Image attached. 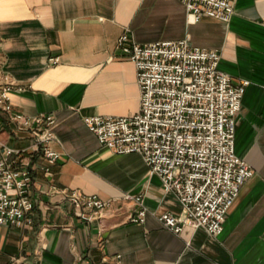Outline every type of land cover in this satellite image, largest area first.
<instances>
[{
  "label": "crops",
  "instance_id": "0c3cea01",
  "mask_svg": "<svg viewBox=\"0 0 264 264\" xmlns=\"http://www.w3.org/2000/svg\"><path fill=\"white\" fill-rule=\"evenodd\" d=\"M125 31L140 44L187 38L216 49L234 84L250 81L236 152L255 174L218 236L167 229L158 216L182 212L175 194L165 192L141 155L114 153L84 122L139 110L136 67L117 48ZM4 74L16 85V112L55 116L51 145L60 156L47 172L46 157L31 149V132L0 111L1 141L31 160L35 204L32 225L0 224V264H264V0H237L229 24L209 17L190 23L182 0H0ZM54 186L112 203L102 219L85 223ZM127 193L143 196L144 223L131 221L142 206L123 199Z\"/></svg>",
  "mask_w": 264,
  "mask_h": 264
},
{
  "label": "built area",
  "instance_id": "2783aa9c",
  "mask_svg": "<svg viewBox=\"0 0 264 264\" xmlns=\"http://www.w3.org/2000/svg\"><path fill=\"white\" fill-rule=\"evenodd\" d=\"M236 1L182 0L190 23L209 17L226 24L233 18ZM117 48L136 67L139 110L119 117L88 115L86 126L114 153L141 155L165 192L175 194L182 212L158 216L167 229L181 234L188 228H203L218 236L242 186L255 174L236 152V123L250 81L234 84L232 76L220 68L218 50L193 46L187 38L140 44L125 31L118 37ZM51 60L59 63V57ZM2 78L0 111L20 130L31 132V149L43 153L50 171L60 156L51 145L56 140L55 116L16 112L10 99L15 82L8 74ZM33 179L31 160L0 139V224L20 228L33 224ZM53 188L85 223L102 219L112 203L96 194ZM123 199L142 206L130 219L144 223L148 210L143 196L127 193Z\"/></svg>",
  "mask_w": 264,
  "mask_h": 264
}]
</instances>
